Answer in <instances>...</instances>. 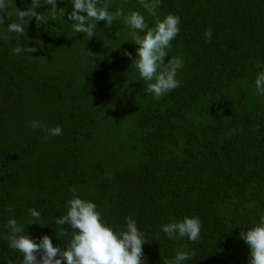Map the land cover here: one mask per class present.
I'll use <instances>...</instances> for the list:
<instances>
[{
	"label": "trees",
	"instance_id": "16d2710c",
	"mask_svg": "<svg viewBox=\"0 0 264 264\" xmlns=\"http://www.w3.org/2000/svg\"><path fill=\"white\" fill-rule=\"evenodd\" d=\"M9 3L26 9L32 0ZM51 7L36 9L48 21L37 26L33 17L19 41L7 32L12 21L0 25V264L23 259L7 239L9 219L37 242L49 235L67 245L72 230L56 220L73 188L115 230L128 216L137 222L143 264H165L178 250L195 253L183 264H249L239 234L264 214V95L255 87L264 0H161L157 15L181 21L165 60L183 63L179 86L160 98L131 66L138 45L123 18L99 21L89 39L72 30V0H57L64 16L55 21ZM117 8L154 26L138 0H111L109 11ZM19 43L36 51L13 54ZM57 125L62 134L49 135ZM185 216L199 218L198 242L162 231Z\"/></svg>",
	"mask_w": 264,
	"mask_h": 264
},
{
	"label": "clouds",
	"instance_id": "9594fccd",
	"mask_svg": "<svg viewBox=\"0 0 264 264\" xmlns=\"http://www.w3.org/2000/svg\"><path fill=\"white\" fill-rule=\"evenodd\" d=\"M110 3L111 0H72V10L67 17L73 22L72 30L86 34L90 39L95 35L94 29L99 21H106L105 27H110L116 20L123 18L125 25L132 30L130 41L138 45L137 55L131 66L138 70L144 81L148 82L147 91L160 98L177 88L180 82L176 79V73L183 61L180 57H171L166 61L165 57L168 56L167 50L171 48V42L180 32V18L170 13L163 18L158 16L157 8L161 0H138L148 14L155 18L154 26H149L141 12L133 10L125 14L122 8L110 12ZM45 4L52 6L49 11L53 21L58 16H64L63 9L57 7V0H43V3L41 0H32L26 9L16 7L15 10H12L9 0H0V25H4L6 19L12 21L7 25V32L15 33V38L19 41L25 36L26 25L33 17L37 26L48 21L44 15L36 11ZM13 17L16 19L13 20ZM211 35L212 31L208 29L205 33L206 42L210 41ZM25 50L31 53L35 52L36 48L25 49L20 45L14 47L12 52L18 55ZM125 55L132 58L131 52L126 51ZM257 67L264 66L257 64ZM255 87L264 95V71H260L256 76ZM31 127L39 128L40 122L33 120ZM46 131L51 136L62 134L59 125ZM71 191L73 195L67 201L66 214L56 220L57 225H68L72 230L65 247L54 246L49 235H44L37 242L29 234H25L23 225H19L14 218L9 219L7 227L10 232L7 239L10 247L22 254L21 264H63L64 261H67V264H143V245L147 241L137 222L128 216L126 228L117 231L102 218L93 201L78 196L75 188ZM8 211L12 212L14 209L9 207ZM28 211L33 221L40 219L41 214L35 208ZM33 221H30L29 225L35 223ZM162 231L169 239L187 237L192 242H198L201 222L198 217L185 216L182 220L165 223ZM56 234L61 238L68 237L69 231L67 228H60L59 231L56 230ZM239 235L250 249L249 264H264V214L259 216V220L252 227L241 231ZM194 255V252L178 250L174 260L165 261V264H183Z\"/></svg>",
	"mask_w": 264,
	"mask_h": 264
}]
</instances>
